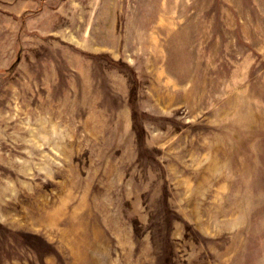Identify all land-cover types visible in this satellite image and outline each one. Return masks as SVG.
Instances as JSON below:
<instances>
[{
  "label": "rangeland",
  "instance_id": "1",
  "mask_svg": "<svg viewBox=\"0 0 264 264\" xmlns=\"http://www.w3.org/2000/svg\"><path fill=\"white\" fill-rule=\"evenodd\" d=\"M0 264H264V0H0Z\"/></svg>",
  "mask_w": 264,
  "mask_h": 264
}]
</instances>
